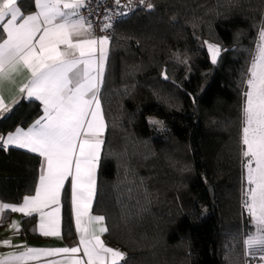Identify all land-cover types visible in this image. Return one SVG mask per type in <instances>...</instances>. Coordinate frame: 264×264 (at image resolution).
Returning <instances> with one entry per match:
<instances>
[{"label": "trees", "instance_id": "16d2710c", "mask_svg": "<svg viewBox=\"0 0 264 264\" xmlns=\"http://www.w3.org/2000/svg\"><path fill=\"white\" fill-rule=\"evenodd\" d=\"M151 1L111 38L93 212L105 217L107 244L126 254L122 264H257L244 243L254 227L242 205L241 130L264 0ZM21 8L33 13L34 1ZM205 42L220 46L217 64ZM41 115L38 101L21 99L0 119V134ZM41 163L0 149V200L34 194ZM63 236L74 237L69 185Z\"/></svg>", "mask_w": 264, "mask_h": 264}, {"label": "snow or ice", "instance_id": "6c2138e0", "mask_svg": "<svg viewBox=\"0 0 264 264\" xmlns=\"http://www.w3.org/2000/svg\"><path fill=\"white\" fill-rule=\"evenodd\" d=\"M21 3L0 0V119L18 102L15 97L6 102V86H14L22 99L38 101L42 115L27 128L0 134V149L26 150L41 157L42 163L35 194L25 196L19 205L0 201V221L6 212L36 214L39 234L59 237L61 195L70 180L79 245L41 249L5 239L2 246L23 250L0 254V264H33L61 256L67 259L51 264H122L126 254L106 245L102 239L108 232L105 217L92 211L107 127L99 92L109 38L95 36L91 24L80 15L86 0H34L36 10L30 14ZM115 3L119 7L121 0ZM207 50L215 64L220 47L207 43ZM23 73L27 77L17 84ZM244 83L242 205L254 226L244 243L246 255L264 264V24ZM10 227L18 232L19 222Z\"/></svg>", "mask_w": 264, "mask_h": 264}, {"label": "crops", "instance_id": "0c3cea01", "mask_svg": "<svg viewBox=\"0 0 264 264\" xmlns=\"http://www.w3.org/2000/svg\"><path fill=\"white\" fill-rule=\"evenodd\" d=\"M81 10L82 9H80V15H81ZM76 18L77 17H73V19H76ZM110 44H111V39L109 38L108 57H109V51H110ZM107 61H108V58H107ZM107 61L105 63L104 75H105V71H106ZM27 75H28L27 73H23L20 77H18L17 78V84H19L21 80H24L27 77ZM104 75H103V78H104ZM13 97H15L18 102L22 99L21 95L18 93V91L16 90V88L14 86H6V88H5L6 102H10ZM100 103H101V101H100ZM101 107H102V104H101ZM102 111H103V108H102ZM103 115H104V113H103ZM104 119H105V116H104ZM105 122H106V120H105ZM106 129H107V127H106ZM105 133H106V130H105ZM105 133H104V137H105ZM104 137H103V139H104ZM21 150H23V149H21ZM101 155H102V153H101ZM99 166H100V164H99ZM98 172H99V168L97 170L96 192H97ZM38 183H39V181H38ZM70 184H71L70 180L68 182H66L64 190H65L66 186L67 185L70 186ZM37 186H38V184H37ZM64 190H63L62 195H61V209H60L61 235L59 237H45V236L40 235L39 234V216L36 214L31 216V217H34L32 222H30V220L28 219L29 223H28V226L25 228L24 220L26 218H30V217H26L21 213L6 212L4 214L3 220L0 221V254H5L9 251L19 252V251L23 250L21 248H9V247L2 246V241H4L5 239L11 240L13 245H27L29 247H35V248H41V249H53V248L78 246L79 245V236H78V233L76 232V229H75V213H74L72 204H71V215H72V222H73V228H74V237L71 239H66L63 236V194H64ZM34 194H35V192H34ZM34 194H32V195H34ZM95 198H96V195H95ZM70 202H71V187H70ZM94 203H95V199L93 202V208H94ZM17 205H19V204H17ZM92 211H93V209H92ZM93 214L98 215V214H95L94 212H93ZM13 222H19L20 227H19L18 232H16L15 230H13L10 227ZM105 224H106V220H105ZM106 226H107V224H106ZM102 239L105 241L106 245L109 246L106 242V233L102 236ZM109 247H111V246H109ZM112 248H114V247H112ZM114 249H116V248H114ZM80 256H83L82 250H81ZM62 259H67V257H63V256H61V257H46V258H42L41 261H39V262H33V264H51V262L54 260H62Z\"/></svg>", "mask_w": 264, "mask_h": 264}, {"label": "built area", "instance_id": "2783aa9c", "mask_svg": "<svg viewBox=\"0 0 264 264\" xmlns=\"http://www.w3.org/2000/svg\"><path fill=\"white\" fill-rule=\"evenodd\" d=\"M151 0H121L117 7L115 0H86V6L82 8V17L91 24L93 34L97 37L107 36L112 38L117 26L132 17L136 12L149 10ZM109 25L108 27H105Z\"/></svg>", "mask_w": 264, "mask_h": 264}, {"label": "rangeland", "instance_id": "374dc122", "mask_svg": "<svg viewBox=\"0 0 264 264\" xmlns=\"http://www.w3.org/2000/svg\"><path fill=\"white\" fill-rule=\"evenodd\" d=\"M207 43H211V44H214V43H212V42H207ZM217 45V44H216ZM219 46V45H218ZM220 47V46H219ZM220 55H221V53H220ZM210 59H211V57H210ZM219 59H220V56H219V58H218V60H217V62L215 63V64H217L218 63V61H219ZM212 62V61H211ZM251 223H252V221H251ZM252 225H253V223H252ZM254 227V226H253ZM253 233V232H252ZM251 233V234H252ZM245 251H246V248H245ZM247 257H249L248 255H246ZM252 260H254V259H252ZM254 261H257L256 263L257 264H260V262L258 261V260H254Z\"/></svg>", "mask_w": 264, "mask_h": 264}]
</instances>
